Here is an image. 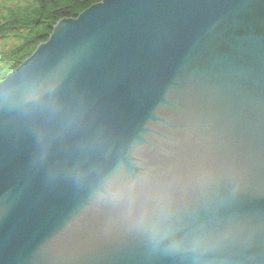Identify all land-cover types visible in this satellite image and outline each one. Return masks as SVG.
Here are the masks:
<instances>
[{"label":"water","instance_id":"water-1","mask_svg":"<svg viewBox=\"0 0 264 264\" xmlns=\"http://www.w3.org/2000/svg\"><path fill=\"white\" fill-rule=\"evenodd\" d=\"M0 264H264V0H104L0 82Z\"/></svg>","mask_w":264,"mask_h":264},{"label":"trees","instance_id":"trees-1","mask_svg":"<svg viewBox=\"0 0 264 264\" xmlns=\"http://www.w3.org/2000/svg\"><path fill=\"white\" fill-rule=\"evenodd\" d=\"M102 1L0 0V82L49 40L60 21L76 19Z\"/></svg>","mask_w":264,"mask_h":264},{"label":"snow or ice","instance_id":"snow-or-ice-1","mask_svg":"<svg viewBox=\"0 0 264 264\" xmlns=\"http://www.w3.org/2000/svg\"><path fill=\"white\" fill-rule=\"evenodd\" d=\"M72 2V0H65L66 4H70Z\"/></svg>","mask_w":264,"mask_h":264}]
</instances>
